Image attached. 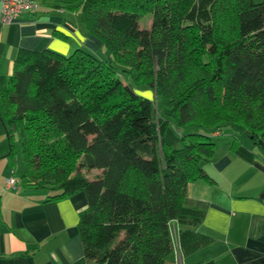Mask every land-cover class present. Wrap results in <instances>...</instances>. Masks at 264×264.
Segmentation results:
<instances>
[{
	"label": "trees",
	"instance_id": "1",
	"mask_svg": "<svg viewBox=\"0 0 264 264\" xmlns=\"http://www.w3.org/2000/svg\"><path fill=\"white\" fill-rule=\"evenodd\" d=\"M66 6L106 55L18 51L0 100L10 152L14 135L21 143L19 186L44 190L47 201L85 194L86 264H164L173 229L193 253L211 239L194 229L204 212L184 197L191 181L208 178L213 134L237 124L257 152L235 138L233 152L264 157V0ZM147 14L149 27H139ZM133 86L151 88L155 102Z\"/></svg>",
	"mask_w": 264,
	"mask_h": 264
},
{
	"label": "crops",
	"instance_id": "2",
	"mask_svg": "<svg viewBox=\"0 0 264 264\" xmlns=\"http://www.w3.org/2000/svg\"><path fill=\"white\" fill-rule=\"evenodd\" d=\"M30 1L38 5L36 10L9 24L0 22V79L10 76L21 49L68 55L84 48L100 57L106 55L86 32L82 13L69 9L67 0ZM3 128L0 119V264H86L78 230L85 194L47 201L44 190L7 188L5 180L15 176L16 167L9 160ZM203 168L208 178L187 185L184 204L204 212L194 229L211 240L185 254L173 229L172 249L164 264L208 259L215 264H264V157L256 155L247 161L233 152L229 139L220 140Z\"/></svg>",
	"mask_w": 264,
	"mask_h": 264
},
{
	"label": "rangeland",
	"instance_id": "3",
	"mask_svg": "<svg viewBox=\"0 0 264 264\" xmlns=\"http://www.w3.org/2000/svg\"><path fill=\"white\" fill-rule=\"evenodd\" d=\"M150 22H151V15L147 14L137 21V25L141 28L149 27ZM133 90L142 97L152 98L154 102L156 100L151 88L133 86ZM158 107L161 109L162 108L161 104H158ZM0 111L3 114L1 100H0ZM0 119L2 120L4 124V121H3L4 117L2 116V118L0 117ZM196 129L203 130L202 128H196ZM3 131H4L6 142H8L5 127L3 128ZM234 138L237 140V142H239L242 146L246 147L247 149H249L248 148L249 146H252L253 148H257V145L252 143V141L247 136L245 131L242 130L241 126L237 124L227 125L226 127H224L222 129V134L214 137V141H215V144L220 142V140H227V139H229L232 142ZM7 144H8V149H9L8 152L10 153L9 160L10 162H12V164L15 163L14 166L16 167L14 178L19 179L20 178L19 176H21L24 171V164H23L24 162H23V158L21 154V143H20L18 136L17 135L13 136L12 152H10L9 142ZM94 172H92L91 175L94 174Z\"/></svg>",
	"mask_w": 264,
	"mask_h": 264
},
{
	"label": "built area",
	"instance_id": "4",
	"mask_svg": "<svg viewBox=\"0 0 264 264\" xmlns=\"http://www.w3.org/2000/svg\"><path fill=\"white\" fill-rule=\"evenodd\" d=\"M38 5L30 0H0V22L9 24L26 12L36 10ZM19 180L13 176L5 180L7 188L16 189Z\"/></svg>",
	"mask_w": 264,
	"mask_h": 264
},
{
	"label": "water",
	"instance_id": "5",
	"mask_svg": "<svg viewBox=\"0 0 264 264\" xmlns=\"http://www.w3.org/2000/svg\"><path fill=\"white\" fill-rule=\"evenodd\" d=\"M155 96V95H154Z\"/></svg>",
	"mask_w": 264,
	"mask_h": 264
}]
</instances>
